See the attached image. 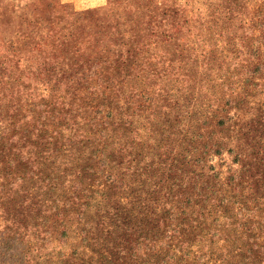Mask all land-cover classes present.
I'll return each instance as SVG.
<instances>
[{
	"label": "rangeland",
	"instance_id": "1",
	"mask_svg": "<svg viewBox=\"0 0 264 264\" xmlns=\"http://www.w3.org/2000/svg\"><path fill=\"white\" fill-rule=\"evenodd\" d=\"M0 176L14 263L264 264V0H0Z\"/></svg>",
	"mask_w": 264,
	"mask_h": 264
},
{
	"label": "trees",
	"instance_id": "2",
	"mask_svg": "<svg viewBox=\"0 0 264 264\" xmlns=\"http://www.w3.org/2000/svg\"><path fill=\"white\" fill-rule=\"evenodd\" d=\"M103 75L105 77L107 76L105 70L104 69H102L100 71L98 70L97 77L98 78L104 77ZM111 78H113V77H109V75H108V78L106 80H110ZM100 122L101 123H99L98 125H102L103 124V121L102 120ZM60 139L62 140L63 137L60 136ZM26 159L28 160L29 163H31L30 158L22 157L21 158V161L23 162V160L25 161ZM33 160L34 159H32V161ZM0 178H1V176H0ZM14 180H16V179H14ZM0 193H2L1 190H0ZM1 196L2 195L0 194V198H1ZM74 203L75 202H73L72 204H74ZM79 207H80V204H79ZM0 218H3V220L6 221V223H7L6 226H4L3 228H0V256H1V259L0 260H3V258H5L8 255L7 258H6V260H4V261H8V262L13 263V264H18V263H20V261L14 263V260L13 259L11 260V258H12L13 255H9V254H10V252H13L12 254L19 253V252H17V248L13 247L12 244L17 243L18 237L21 234H25V232L27 231V229H25L24 231L21 230L18 227V224H16V222L9 221L2 214H0ZM42 232L44 233V231H42ZM104 259L106 260V264H113L112 259H110L108 257H106ZM79 260L81 261V264H100L99 261H97V260H95L93 258H90V259H87V260H84L83 258H78V260H75L74 264H78ZM28 262H30V260L27 259V263Z\"/></svg>",
	"mask_w": 264,
	"mask_h": 264
},
{
	"label": "clouds",
	"instance_id": "3",
	"mask_svg": "<svg viewBox=\"0 0 264 264\" xmlns=\"http://www.w3.org/2000/svg\"><path fill=\"white\" fill-rule=\"evenodd\" d=\"M107 2V0H103V3L105 4Z\"/></svg>",
	"mask_w": 264,
	"mask_h": 264
}]
</instances>
